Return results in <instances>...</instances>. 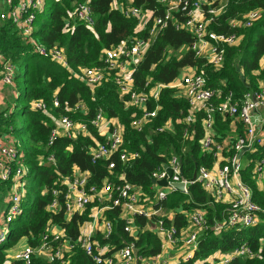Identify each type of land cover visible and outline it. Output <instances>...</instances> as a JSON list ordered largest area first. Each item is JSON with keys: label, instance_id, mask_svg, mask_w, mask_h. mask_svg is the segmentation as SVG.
Segmentation results:
<instances>
[{"label": "trees", "instance_id": "16d2710c", "mask_svg": "<svg viewBox=\"0 0 264 264\" xmlns=\"http://www.w3.org/2000/svg\"><path fill=\"white\" fill-rule=\"evenodd\" d=\"M227 1L225 14L211 24L210 29L223 35L235 33L242 36V40L238 46L226 48L220 68L204 66V62L196 59L189 49L191 35L169 25L150 39L143 59L135 68L133 77L136 90H146V82H149V88L156 84L169 85L185 67L197 70L203 68L208 88L222 89L224 92L231 90L235 97H240L249 90H257L264 80L261 66L264 58V0ZM84 2H89L92 10V27L73 20L77 5ZM115 4L124 8L140 7L144 11L155 12V15L163 12L159 0H44V8L37 14L34 22L33 38L49 49L62 50L71 69L101 66L104 52L110 47H117L122 43L131 45L135 39L150 37L148 31L152 20L146 29L140 30L138 19L125 18L115 9ZM250 10L261 12L260 20L252 27H229L230 20L241 21ZM5 60L14 64L15 71L21 68V74L15 75L12 87L15 102L20 105H14V108L7 102L0 105V137L13 134L23 136L26 143L21 149L24 152L23 164L28 169L23 179L28 174L32 180L26 188L22 214L12 222L9 236L0 246V264H24L10 260L9 251L14 250L21 242L37 246L41 236L51 226L64 229L68 238L76 239L79 236L80 227L90 221L97 205L88 206L69 221L65 220L62 210L58 213L47 210L51 190L58 188L63 179L70 178L76 169L89 173L90 184L100 186L107 178L113 184L127 182L140 188V203L161 211L153 217V221L161 219L165 226L173 225L179 231L188 227L189 215L200 209L204 210L211 225L226 217L228 205L216 202L199 184L189 186L186 194L176 191L163 201L157 199L160 188L152 184L150 175L157 167L167 164L172 157L179 159L185 178H190L196 167L210 169L215 162L200 147V140L204 135L203 112L195 115L194 123L186 125L184 119L189 114V108L185 100L176 95L177 90L161 89L157 101L160 108L156 117L142 132H137L132 122L139 117L140 112L133 107H124L127 98L121 96L111 78L106 77L90 91L69 70L36 54L32 46L8 22H0V71L2 61ZM20 78L21 86H18ZM14 92L18 95L15 96ZM54 98L59 101L58 108L53 107ZM40 101L46 104L45 111L35 108V104ZM76 106L80 109L74 110ZM154 106L155 103L150 102L147 109L152 110ZM99 110L105 120L115 119L119 122L123 130L122 147L129 153H137V158L121 162L118 156H112L107 162L91 163L88 147L104 140L98 130L89 125V121ZM60 116H68L75 122L88 124L89 135L74 140L61 136L52 146H48L54 121ZM170 121L171 131L157 130ZM214 121L218 136L228 134L229 119L215 114ZM185 130L188 133L186 137ZM238 133L242 135L239 128ZM263 152L264 149L256 147L254 151L244 153L241 178L251 188L252 200L264 210V190L251 176L253 162ZM50 155L54 156L55 164L47 161ZM110 161L115 163L112 170L107 169ZM9 189V182H0V201L6 206ZM170 211L173 212L172 217H169ZM121 214L119 208L105 211L104 218L113 223V234L108 241L102 240L99 233L96 237L100 245L109 244L112 251L134 240L124 232ZM259 216L260 222L248 228H234L218 233L210 228L199 238L193 257L179 264H209L207 260L211 256L228 253L243 243L248 244L256 256L252 259H236L229 264H264V213ZM134 224L138 227L135 241L137 255L144 259L158 255L161 252L162 238L150 230L146 219L135 217ZM31 264L57 263L33 258ZM64 264L93 263L82 249L77 248L65 256Z\"/></svg>", "mask_w": 264, "mask_h": 264}, {"label": "built area", "instance_id": "2783aa9c", "mask_svg": "<svg viewBox=\"0 0 264 264\" xmlns=\"http://www.w3.org/2000/svg\"><path fill=\"white\" fill-rule=\"evenodd\" d=\"M163 12L144 11L140 7L128 6L124 8L115 4L125 18H137L140 30H144L152 20L149 28V39H135L131 45L122 43L117 47H110L104 52L102 65L92 68L71 69L64 52L58 48H47L33 38L34 22L37 14L44 8V0H0V22H8L19 36L26 40L33 51L43 58L57 63L69 70L71 74L84 84L90 91L103 80L111 78L122 97H126L124 107L136 108L140 115L136 117L132 126L137 132L157 115V103L160 91L163 88L177 90L176 95L185 100L189 114L184 123H194L195 115L203 112L202 126L204 135L200 140L201 151L210 155L214 160L213 166L208 169L204 166L196 167V176L185 178L182 165L178 158L172 157L167 164L157 167L150 175L151 180L166 178L167 187L158 190L157 199L163 201L169 194L178 191L172 186L174 183L184 185L183 193L194 184H199L216 202L228 205L227 215L220 222L214 221L211 225L206 219L203 209L189 215L188 227L177 230L173 225L167 227L163 220L153 221V217L160 214V209L142 205L140 188L127 183L113 184L105 178L100 186L89 183V173L75 170L70 178L60 182L58 188L51 190V201L47 210L52 213L63 211L66 221L75 214L84 211L90 205H97L91 214V219L85 222L76 239L66 237L62 228L51 226L41 236L35 247L25 244L17 250L9 251L10 260L31 264L33 258H39L47 263L64 264L65 256L80 248L93 264H166L162 260V252L171 248L176 257L174 264L190 260L197 250L199 238L211 228L215 233L229 229H240L254 226L260 222V214L264 210L252 200L251 188L243 182L241 170L242 158L245 152L254 151L256 147L264 149V80L257 90H249L240 97H235L233 91L224 92L222 89L207 87L206 75L203 68L185 67L179 77L169 85L156 84L146 90L137 91L134 87L133 73L150 45V39L155 38L169 25L176 30H185L191 37L190 51L196 59L202 60L204 66L220 68L224 61L227 47L238 46L242 36L237 34L223 35L210 29L218 18L225 14L228 7L227 0H159ZM146 14L150 17L146 18ZM177 16V17H176ZM261 18L259 10H250L241 21L230 20L231 28H250ZM73 20L84 23L89 27L94 24L89 2L77 5L73 13ZM68 26V22H66ZM15 66L9 61H2L0 71V104H3L2 90L5 86L13 87L15 80ZM264 74V66L262 67ZM14 95L17 96L16 92ZM154 102L152 110L147 106ZM53 107L60 106L54 98ZM40 111L46 110L42 101L35 104ZM80 109L76 106L74 110ZM223 119L229 118L235 125L239 124L242 135H227L220 137L215 131L214 115ZM225 121V120H223ZM89 125L96 128L103 136V142H95L88 147V154L92 164L107 162L112 156H118L119 161L127 162L138 157L137 153H129L123 149V130L115 119L105 120L99 110L89 121ZM159 132L172 130V123L167 122L157 129ZM187 130L184 137L187 136ZM89 135L88 124L75 122L68 116H60L54 121L48 146H52L58 137L76 139ZM235 135V137H233ZM226 155V156H225ZM47 161L55 164L53 155ZM24 152L18 142L11 136L0 137V182H9L10 189L7 198V210L0 217V246L9 236L12 222L22 214V202L26 195V183L23 176L28 169L24 166ZM171 170L169 176L165 166ZM115 167L114 161L108 162L107 169ZM251 176L258 186L264 190V152L253 162ZM63 186L65 188H63ZM62 187V188H61ZM119 208L124 220V232L134 240L124 243L120 248L112 251L109 244L100 245L97 240L99 233L104 241H108L113 234V223L104 218V212ZM141 217L154 233L162 238L161 252L151 258H141L137 255L135 241L138 236V227L134 218ZM255 252L246 243L239 245L232 251L219 254L210 264H229L236 259H252Z\"/></svg>", "mask_w": 264, "mask_h": 264}, {"label": "rangeland", "instance_id": "374dc122", "mask_svg": "<svg viewBox=\"0 0 264 264\" xmlns=\"http://www.w3.org/2000/svg\"><path fill=\"white\" fill-rule=\"evenodd\" d=\"M149 17H150V15L149 14H146V18H149ZM185 50H186V48L184 49V51ZM16 65L18 66V64H16ZM19 73L21 74V68L20 67L17 69V71H15V75L16 74H19ZM21 81H22L21 78L18 79V81H17V85L18 86H21ZM12 90H14V88H12L10 86L3 87L1 96H2V99H3V104H4V102L5 103L7 102L9 106H11L12 108H14L13 107L14 105L18 107V105H20V104H18L17 102H15V99H14V96H13V93H12ZM0 105H2V104H0ZM15 110H16V108H15ZM11 137H12L13 140H15L16 142H18V145H19V148L20 149H23L26 146V143L24 142L23 136H19L18 134H13V135H11ZM242 164H244V160H242ZM27 173H28V171H27ZM24 180H25V183H26V188H28V184L31 183L32 177H30V175L28 176V174H27V176H26V178H24ZM6 210H7L6 204L3 203L2 201H0V217H1V215H3L6 212ZM24 245H25V243L24 242H21V243H19L17 245V247L14 250H17L18 248H20V247H22ZM218 255L219 254H215V255L211 256L207 260V262L209 264L212 263L213 259L215 257H217Z\"/></svg>", "mask_w": 264, "mask_h": 264}, {"label": "crops", "instance_id": "0c3cea01", "mask_svg": "<svg viewBox=\"0 0 264 264\" xmlns=\"http://www.w3.org/2000/svg\"><path fill=\"white\" fill-rule=\"evenodd\" d=\"M261 66L263 67L264 66V58H262V60H261ZM227 119H229V118H227ZM230 120V119H229ZM238 128L239 129H241V126L239 125V124H233L232 122H231V120H230V125H229V129H228V134H225V135H223V136H227V135H233L235 132H236V135H239V133H238ZM241 131H242V129H241ZM222 136V137H223ZM233 137H235V135L233 136ZM169 217H172V215H173V212L172 211H170L169 213ZM149 227V226H148ZM21 248V247H20ZM161 257H162V260H165V263L166 264H174V258L176 257V254H175V252L171 249V248H167V249H165L163 252H162V255H161Z\"/></svg>", "mask_w": 264, "mask_h": 264}, {"label": "water", "instance_id": "95a60500", "mask_svg": "<svg viewBox=\"0 0 264 264\" xmlns=\"http://www.w3.org/2000/svg\"><path fill=\"white\" fill-rule=\"evenodd\" d=\"M165 170L167 174L170 176L171 175V170L170 168L166 165ZM196 176V171L193 172L192 179H194ZM153 185H156L160 188H166L167 187V180L166 178H163L161 180H151ZM173 187H175L178 191L183 192L184 191V185L182 183H174L172 184Z\"/></svg>", "mask_w": 264, "mask_h": 264}]
</instances>
